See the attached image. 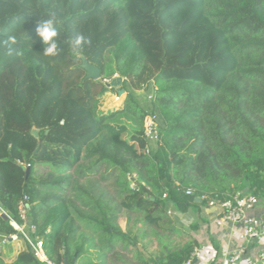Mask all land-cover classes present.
<instances>
[{
    "label": "trees",
    "instance_id": "16d2710c",
    "mask_svg": "<svg viewBox=\"0 0 264 264\" xmlns=\"http://www.w3.org/2000/svg\"><path fill=\"white\" fill-rule=\"evenodd\" d=\"M52 15L55 57L36 35ZM10 35L19 56L3 43ZM76 35L101 79H86ZM115 74L123 103L101 109L119 95L105 81ZM150 112L158 144L144 136ZM237 193L264 199V0H0V238L19 233L10 221L24 223L27 194L26 231L55 264H182L198 242L166 205L185 213L207 204L199 196ZM124 211L138 215L126 230ZM26 243L0 264H48Z\"/></svg>",
    "mask_w": 264,
    "mask_h": 264
},
{
    "label": "built area",
    "instance_id": "2783aa9c",
    "mask_svg": "<svg viewBox=\"0 0 264 264\" xmlns=\"http://www.w3.org/2000/svg\"><path fill=\"white\" fill-rule=\"evenodd\" d=\"M118 76L115 74L114 77ZM106 82H110V79H105ZM148 99H153V93L148 94ZM144 136L147 140L153 141L156 144L160 143V127L158 124L157 115L154 112L148 113L144 118ZM24 167H30L29 163H24ZM130 188L134 189L137 186V177L135 174H128L127 177ZM193 188L186 189L187 194L193 193ZM200 200L207 201V206L216 207L219 210V216L217 223L220 225L226 223H239L242 225L244 236L248 239H264V218L257 216L254 213L256 206L261 202V198L247 193H237L228 198H210L207 195L199 196ZM30 209L29 196L25 194L19 202V211L24 221L23 224H18L16 221L11 220L12 226L17 232L23 235V238L30 244L34 255L42 262L48 264H55L51 262L44 250V243L41 237L33 239L26 231L28 221V211ZM0 215H6V212L0 206ZM35 230L34 226L32 227ZM19 233H14L10 236L0 238V252L4 245L9 242L18 240L20 238ZM244 248L236 249L227 254V260L222 264H233L237 262L243 252ZM200 252L198 248H195L191 256L182 264H194V260L199 257ZM260 264H264V249H262L258 255Z\"/></svg>",
    "mask_w": 264,
    "mask_h": 264
},
{
    "label": "crops",
    "instance_id": "0c3cea01",
    "mask_svg": "<svg viewBox=\"0 0 264 264\" xmlns=\"http://www.w3.org/2000/svg\"><path fill=\"white\" fill-rule=\"evenodd\" d=\"M254 213L264 218V199L256 206ZM186 215L185 231L197 240L200 255L194 264H222L227 260V254L236 249L244 248L241 258L233 264H260L259 253L264 249V239L248 240L239 223H217L219 210L202 204L192 207ZM193 224L197 226L194 227Z\"/></svg>",
    "mask_w": 264,
    "mask_h": 264
},
{
    "label": "rangeland",
    "instance_id": "374dc122",
    "mask_svg": "<svg viewBox=\"0 0 264 264\" xmlns=\"http://www.w3.org/2000/svg\"><path fill=\"white\" fill-rule=\"evenodd\" d=\"M148 86L147 84L136 85L134 82H129L126 88L127 90L132 92L137 99L142 100L143 98H146V96H148L149 94L148 91L150 88ZM124 96L125 92H121L119 93V95L115 93L106 94L100 102L101 109H109L121 105L123 103ZM137 216L138 215L136 213H127L126 211H124L123 214L119 217V224L121 225L122 229L126 230L130 222V225H134V220L135 218H137ZM164 216H170L173 219L175 225L178 226L180 230L185 231V226H187V222L189 221L186 220V215H184L183 212L178 211L172 204L166 205ZM140 225L141 224L138 223L137 226ZM183 239V237L179 236L177 237V242H182ZM139 246H141V244H139ZM154 246L155 243H153V247ZM27 248L28 246L24 238H19L18 240L9 242L8 244L4 245L1 253L2 256L6 258L7 261H9L10 258H14L18 254L25 252Z\"/></svg>",
    "mask_w": 264,
    "mask_h": 264
},
{
    "label": "clouds",
    "instance_id": "9594fccd",
    "mask_svg": "<svg viewBox=\"0 0 264 264\" xmlns=\"http://www.w3.org/2000/svg\"><path fill=\"white\" fill-rule=\"evenodd\" d=\"M58 20L56 19L55 15L50 16L47 19H44L39 22L36 28V35L41 39L42 43L45 45L43 49V54L49 57L57 56L61 49L59 48L57 37L59 36V29H58ZM4 44L7 45L8 54L9 55H21L22 53L19 49L15 48L14 46L17 43V39L15 36L10 35L3 41ZM89 41L84 35H76L71 40V47L74 55H79L86 44Z\"/></svg>",
    "mask_w": 264,
    "mask_h": 264
},
{
    "label": "water",
    "instance_id": "95a60500",
    "mask_svg": "<svg viewBox=\"0 0 264 264\" xmlns=\"http://www.w3.org/2000/svg\"><path fill=\"white\" fill-rule=\"evenodd\" d=\"M81 59V66L82 68L87 72L86 73V79H93V80H99L102 77L101 70L98 66L95 64L91 63L89 59L84 55V54H79L78 55ZM124 79L120 76H116L111 79L110 82H107L108 87H116L118 92H125L122 89V84H123ZM32 135L36 138L39 137V129L36 128L35 126L32 128ZM40 147V141H38V147L36 149V152L39 150ZM30 172V168L28 167L26 169V177L28 176ZM248 188H245L244 192H247ZM198 201H200V198H196Z\"/></svg>",
    "mask_w": 264,
    "mask_h": 264
}]
</instances>
